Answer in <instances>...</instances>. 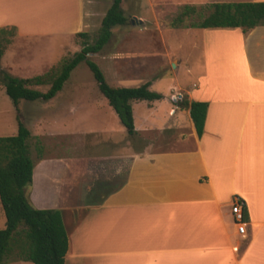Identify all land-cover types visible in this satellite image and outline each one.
Here are the masks:
<instances>
[{
    "label": "crops",
    "instance_id": "1",
    "mask_svg": "<svg viewBox=\"0 0 264 264\" xmlns=\"http://www.w3.org/2000/svg\"><path fill=\"white\" fill-rule=\"evenodd\" d=\"M100 6L0 0V34L14 31L17 40L1 67L20 79L47 78L77 35L89 34L99 16L102 23ZM188 30L203 31L194 46L202 60L190 71L195 82L170 84L169 96L154 91L162 100L131 101L133 135L102 93L91 107L75 100L78 85L63 93L66 83L47 102L54 109H40L34 131L20 120L41 141L29 198L37 210L61 212L65 264H264V26ZM116 58L117 88L163 86L166 74H138ZM180 64L177 58L174 67ZM184 101L209 104L201 138ZM236 196L246 203L245 237L231 213Z\"/></svg>",
    "mask_w": 264,
    "mask_h": 264
},
{
    "label": "trees",
    "instance_id": "2",
    "mask_svg": "<svg viewBox=\"0 0 264 264\" xmlns=\"http://www.w3.org/2000/svg\"><path fill=\"white\" fill-rule=\"evenodd\" d=\"M123 0L113 3L102 20L95 43L89 44V34L80 33L82 48L73 58L65 60L59 74L48 82L45 77L20 79L7 74L0 67V75L7 95L16 107L20 101H49L56 97L72 72L85 63L94 75L98 88L119 116L129 134L135 133L131 101L162 100V94L151 91L150 83L138 88H114L110 86L100 67L89 59V55L99 54L110 42L115 27L125 26L128 18L122 8ZM211 13L192 28H241L247 32L255 27L264 26V2L214 3L209 6ZM193 7H185L178 22L182 23ZM177 25V24H176ZM174 24V26H176ZM0 40V58L3 56ZM50 85L46 93L32 89L31 86ZM190 109L196 132L203 136L209 104L206 102H183ZM19 130L15 136L0 137V201L6 215V228L0 230V264L4 258L17 253L22 261L33 264H65L69 250V238L62 214L58 210H37L25 196V188L32 183L34 163L30 156L28 141L31 132L19 120ZM24 227L22 231H19Z\"/></svg>",
    "mask_w": 264,
    "mask_h": 264
},
{
    "label": "rangeland",
    "instance_id": "3",
    "mask_svg": "<svg viewBox=\"0 0 264 264\" xmlns=\"http://www.w3.org/2000/svg\"><path fill=\"white\" fill-rule=\"evenodd\" d=\"M232 1H234L232 3L246 2L245 0ZM112 3L113 0H101L99 13L105 14ZM214 3H220V0H123L122 8L128 18L127 24L115 27L112 30L113 36L108 45L99 54H92L88 57L100 67L108 83L114 88L117 87L111 81L114 69L113 57H117L115 61L124 68H131L138 74H150L154 77L166 74L161 79L163 86H158L159 81L151 91H164L169 96L168 87H170V84H174L178 80L187 85H192L195 82L190 71H193L199 58L202 60V55L200 56L199 51L195 50L194 46L200 44L203 31L188 29L201 23L211 13L209 6ZM187 6L193 7L194 11H190L189 15L184 17L183 22L180 23L178 19H180ZM100 17L99 23H95L97 26L89 32V44L95 43L98 37L101 27ZM174 24L177 25L174 26ZM0 40L2 49L5 51L11 43L17 41L16 33L14 31L2 33L0 34ZM82 41L83 39L76 38L75 43L77 46L70 50L64 61L73 58L77 52L81 51ZM177 58L181 60L178 69L174 67ZM62 63L57 68L52 69V73L46 76L49 79L48 82H51L59 74ZM182 63L185 64L189 72L186 71L183 74ZM5 72L9 74L8 71ZM73 85L79 86L81 94L75 100L88 103L91 107L93 105L91 103L97 101V94L101 95L94 75L85 63L80 64L72 72L65 85L67 88L63 90V93L71 89ZM31 88L46 93L50 89V85H33ZM47 102L49 101L37 100L30 102L22 100L16 107L7 95L3 77L0 75V137L15 136L19 130V120L25 121L34 131L35 127H38L37 120L42 117L39 112L40 109H54L55 107L52 102ZM35 117L37 119L34 124ZM28 143L31 158H37L41 141L31 138ZM30 187L31 184L25 188V196L30 205L35 208L29 198V194H31ZM35 193L42 200L48 196L47 194L46 196L42 195L41 190ZM5 228L6 217L3 216L0 218V230ZM23 229L24 227H21L19 231ZM9 259L20 260L16 252L5 257L4 261L6 262Z\"/></svg>",
    "mask_w": 264,
    "mask_h": 264
},
{
    "label": "built area",
    "instance_id": "4",
    "mask_svg": "<svg viewBox=\"0 0 264 264\" xmlns=\"http://www.w3.org/2000/svg\"><path fill=\"white\" fill-rule=\"evenodd\" d=\"M246 203L240 197H234L231 213L233 222L237 228V232L240 236L245 237L248 232V223L245 216Z\"/></svg>",
    "mask_w": 264,
    "mask_h": 264
}]
</instances>
